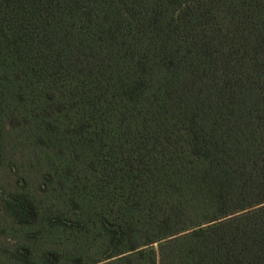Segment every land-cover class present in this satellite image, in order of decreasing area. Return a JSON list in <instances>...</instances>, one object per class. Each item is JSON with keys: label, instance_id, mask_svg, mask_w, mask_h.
I'll use <instances>...</instances> for the list:
<instances>
[{"label": "trees", "instance_id": "obj_1", "mask_svg": "<svg viewBox=\"0 0 264 264\" xmlns=\"http://www.w3.org/2000/svg\"><path fill=\"white\" fill-rule=\"evenodd\" d=\"M15 113L69 160L60 223L101 246L76 264H157L138 249L168 238L159 264H264V0H0ZM0 202L41 221L29 194Z\"/></svg>", "mask_w": 264, "mask_h": 264}, {"label": "rangeland", "instance_id": "obj_2", "mask_svg": "<svg viewBox=\"0 0 264 264\" xmlns=\"http://www.w3.org/2000/svg\"><path fill=\"white\" fill-rule=\"evenodd\" d=\"M15 117H5L0 124V197L8 198L14 193L29 194L39 205L41 221L32 228L19 227L13 224L0 202V264H10L11 255L25 247L37 257L51 252L61 253L64 264H76L77 261H73L75 253L80 250L90 261L100 253L101 246L93 244L90 238L80 246L83 241L78 242L73 231L60 223L68 226L67 219L73 217L65 200L68 183L63 185L60 182L68 175V158L60 157L46 141H39L30 127L21 121L22 114L15 113ZM50 222H53L52 227L48 226ZM169 239L138 250L153 249L159 264V247Z\"/></svg>", "mask_w": 264, "mask_h": 264}]
</instances>
